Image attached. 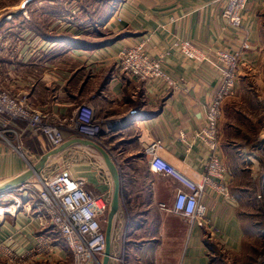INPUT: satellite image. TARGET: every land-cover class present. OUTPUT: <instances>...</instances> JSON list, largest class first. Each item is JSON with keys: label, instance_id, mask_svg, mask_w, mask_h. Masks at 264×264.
Wrapping results in <instances>:
<instances>
[{"label": "crops", "instance_id": "obj_1", "mask_svg": "<svg viewBox=\"0 0 264 264\" xmlns=\"http://www.w3.org/2000/svg\"><path fill=\"white\" fill-rule=\"evenodd\" d=\"M224 2L0 1V85L13 95L25 94L31 107L61 124L64 136L62 144L50 147L43 135L25 133L22 142L28 163L0 139V192H8L6 203L17 199L22 204L18 211L0 219V264H9L7 254H26L43 238L57 247L54 253H44L24 264H72L70 252L46 226L45 215L41 216L37 192L20 190L34 179L35 168L44 177L68 172L83 181L87 191L106 196L108 207L101 224L107 242L99 264H210L202 226L191 225L172 212L179 184L149 170L144 148L160 140L164 144L161 156L178 172L192 180L203 173L207 152L193 135L203 127L205 108L219 85V50L242 53L237 97L224 103L220 122L221 152L232 176L231 199L205 191L202 200L209 224L204 227L225 253L241 252L250 221L241 208L246 199H238L232 192V188H242L241 179L227 161L230 153L237 155L235 142L228 139L233 129L231 103L240 96L247 76L260 69L264 0L247 3L239 28L221 18ZM117 16L122 17L120 22ZM120 34H124L121 39L112 40ZM54 36L64 39L55 40ZM69 38L91 46H76ZM140 38H149L147 49L152 56L164 55L163 69L180 80L178 88L169 89L158 81L137 82L117 71L115 58L121 47ZM180 40L192 41L203 50L199 62L180 52ZM104 41L110 43L96 46ZM73 119L105 120L101 132L104 144L96 145L115 167V159L121 165L117 170L118 207L108 235L114 182L102 155L78 142L89 140L73 128ZM16 126L24 128L23 123ZM182 134L188 140L182 139ZM122 201L131 211L130 217L122 214L129 219L125 238L116 228L124 218ZM122 256L123 260L119 259Z\"/></svg>", "mask_w": 264, "mask_h": 264}, {"label": "built area", "instance_id": "obj_2", "mask_svg": "<svg viewBox=\"0 0 264 264\" xmlns=\"http://www.w3.org/2000/svg\"><path fill=\"white\" fill-rule=\"evenodd\" d=\"M249 1L225 0L221 18L229 26L239 28L242 13ZM6 19H11V15ZM116 19L120 22L122 17L117 16ZM149 43V38H140L123 45L115 58L117 71L137 82L158 81L169 89L178 88L180 80L163 69L164 55L152 56L147 49ZM178 47L188 59L196 62L201 60L200 54L203 50L192 41L180 40ZM243 47L246 48L247 45L244 44ZM241 54L227 50L216 52L217 64L220 67L219 85L205 108L203 127L196 130L193 135V140H200L208 156L204 171L197 180L184 176L161 156L164 148L162 141L154 140L144 148V154L149 160V170L157 175L171 177L179 184L172 212L183 217L191 225L209 224L206 206L202 200L206 190H212L224 200L231 199L229 186L232 176L221 152L220 122L224 103L237 93ZM71 122L79 134L100 145L97 138L106 125L105 120L73 119ZM17 123H23L24 128L16 126ZM25 133L43 135L50 147H57L64 141L60 123L52 122L48 115L31 107L25 94L13 95L0 85V138L11 145L12 150L27 162L22 142ZM8 135L16 145L11 143V139L6 138ZM181 138L188 140L185 134H182ZM20 190L37 192L39 205L43 209L41 216L45 215L46 226L65 241L72 264H99L98 258L106 249V234L101 224L102 215L108 207V199L104 194L98 195L87 191L84 182L74 179L68 172H58L45 177L34 175V179L24 183ZM8 196L7 191L0 192V219L4 214L15 213L22 206L17 199L6 203ZM56 248L51 245L48 238H43L26 254H7L5 257L9 264H24L26 260L37 258L44 253H54Z\"/></svg>", "mask_w": 264, "mask_h": 264}, {"label": "rangeland", "instance_id": "obj_3", "mask_svg": "<svg viewBox=\"0 0 264 264\" xmlns=\"http://www.w3.org/2000/svg\"><path fill=\"white\" fill-rule=\"evenodd\" d=\"M262 57L259 71L247 76L240 96L231 103L233 129L232 135L228 137L235 142L233 148L239 157L236 161L239 170L243 168L239 171V186L243 188L246 204L243 203L241 208L245 218H249L250 228L245 233L241 252L223 253L214 264H264V137L261 138L264 135V53ZM237 93L232 99L237 97ZM75 130L78 131L76 127ZM101 137L100 135L97 140L104 144ZM6 138L12 140L10 136ZM11 143L16 145L14 140ZM6 145L12 149L11 145ZM251 159L254 162H251ZM115 162L117 170H121L119 160L115 159ZM121 209V216L124 218L117 223L116 228L118 235L122 234L125 238L129 219L122 214L129 216L131 211L124 205V201L121 203ZM123 256L119 259L123 260Z\"/></svg>", "mask_w": 264, "mask_h": 264}, {"label": "trees", "instance_id": "obj_4", "mask_svg": "<svg viewBox=\"0 0 264 264\" xmlns=\"http://www.w3.org/2000/svg\"><path fill=\"white\" fill-rule=\"evenodd\" d=\"M124 36V34H120L118 36H116L115 38H113L112 40L113 41H118L119 39H121L122 37ZM55 40H59V39H64V37H56L54 36ZM51 39H53V37H51ZM69 42H71L72 44L76 45V46H79V47H83V48H88L90 47L91 45H88L86 42L82 41V40H76V39H72V38H69L67 39ZM110 43L109 41H104L102 43H97L96 46L100 47L102 45H105V44H108ZM231 155L228 156V165L229 167L232 169V171L239 176V171H242L243 168H240L239 170V167L237 165V159L239 158L237 155H235L234 153H230ZM239 189V193H237L235 190H233L232 188V192H234L233 194L236 195V197L238 199H243L245 198V194L243 193V188H238ZM241 189V190H240ZM202 230H203V233H204V237H203V242L205 244V246L208 248V251H209V257H210V264H214L216 262V260L218 258H221L224 250L223 248L221 249V247L219 246V244L217 243V241H215L212 236H211V233L204 227L202 226ZM55 235L58 237V242L66 248V243L65 241L62 239L61 236H59L58 233L55 232ZM67 249V248H66Z\"/></svg>", "mask_w": 264, "mask_h": 264}, {"label": "water", "instance_id": "obj_5", "mask_svg": "<svg viewBox=\"0 0 264 264\" xmlns=\"http://www.w3.org/2000/svg\"><path fill=\"white\" fill-rule=\"evenodd\" d=\"M84 145L93 147L94 149H96L103 157L105 164L110 172V175L113 179L114 182V190H113V197H112V201L110 204V212H109V225H108V229H107V235L110 232V227H111V222L112 219L117 211V207H118V200H119V191H120V183H119V174L118 171L115 167V165L112 163L110 157L107 155V153L102 150L99 146H97L95 143L89 142V141H78ZM44 160H42L41 162H43ZM34 174L38 175V171L37 168L34 169ZM107 242V240H106ZM106 261V260H105ZM104 261V262H105Z\"/></svg>", "mask_w": 264, "mask_h": 264}, {"label": "bare ground", "instance_id": "obj_6", "mask_svg": "<svg viewBox=\"0 0 264 264\" xmlns=\"http://www.w3.org/2000/svg\"><path fill=\"white\" fill-rule=\"evenodd\" d=\"M119 3V2H118ZM251 162H254L252 159H251ZM12 192V191H11Z\"/></svg>", "mask_w": 264, "mask_h": 264}]
</instances>
